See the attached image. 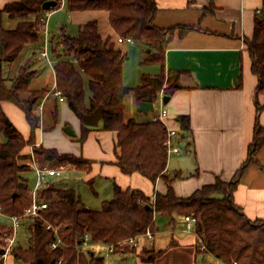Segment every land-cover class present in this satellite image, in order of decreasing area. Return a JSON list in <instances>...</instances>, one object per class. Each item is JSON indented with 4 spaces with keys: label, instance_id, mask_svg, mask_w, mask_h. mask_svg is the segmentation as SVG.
Segmentation results:
<instances>
[{
    "label": "trees",
    "instance_id": "16d2710c",
    "mask_svg": "<svg viewBox=\"0 0 264 264\" xmlns=\"http://www.w3.org/2000/svg\"><path fill=\"white\" fill-rule=\"evenodd\" d=\"M51 0H7L0 10V208L6 217L23 216L34 202V187L28 184L24 174L33 170L25 163L23 151L27 146L34 149V159L40 168L67 166L89 172L92 162L72 154H61L55 148L37 146L36 131L40 128L35 109L47 93L46 88L31 90L34 72L20 67L19 75L11 88L4 78V66L15 62L31 44L42 39L45 27V11L42 5ZM62 7V0H53ZM71 12L104 11L116 36L132 38L152 50L148 60L161 65V73L143 76L142 83L129 88L124 83V64L127 54L117 48L111 38H103L97 21L87 23L77 37L64 34L62 54L57 56L54 68L56 87L62 92L70 110L82 121L84 143L91 127L83 123V115L93 113L104 105L100 128L117 132V148L120 153L117 165L125 175L140 173L152 182L163 179L168 190L157 193L155 200L140 190L123 191L114 185L112 200L104 201L100 210L81 209L82 198L74 189H57L49 186L37 190V202L47 204L39 216L30 218L29 247H15L12 256L23 264H104L103 255L93 251L100 244L118 245L120 242L142 235L148 230L156 233L158 217L168 219L167 228H177L187 216L198 219L195 227L205 252L216 256L226 264H264V220L253 221L236 205L233 193L246 167L255 162L258 151L264 146V127L256 125L248 158L234 179L206 185L190 197H178L173 184L183 179L181 172H167V131L160 121L140 123L126 119V98L135 93L138 103H156L160 95L172 96L178 89L173 74L171 84L166 73L164 50L173 30L160 29L155 25L158 8L155 0H67ZM51 11V12H52ZM21 19L14 29L4 28V14ZM33 17V18H32ZM182 34L190 28H182ZM52 44V41H51ZM253 59V72L259 78L258 93L264 96V0L255 17V30L248 40ZM52 54L56 49L52 48ZM11 102L20 108L30 126V136L25 138L3 109L2 103ZM37 105V106H36ZM259 111L264 105L259 104ZM58 106L54 112L56 119ZM185 139L191 136V119L179 117ZM189 146V144L187 145ZM50 227V228H49ZM90 235V248H83L86 234ZM13 236V228L7 221H0V256L7 246L5 237ZM61 240L63 245L52 249ZM173 246V243L171 244ZM125 252L135 249L126 247ZM161 253V252H159ZM143 251V261L151 262L159 254ZM151 256V258H150ZM60 262V263H59Z\"/></svg>",
    "mask_w": 264,
    "mask_h": 264
},
{
    "label": "crops",
    "instance_id": "0c3cea01",
    "mask_svg": "<svg viewBox=\"0 0 264 264\" xmlns=\"http://www.w3.org/2000/svg\"><path fill=\"white\" fill-rule=\"evenodd\" d=\"M155 2L158 8L155 25L160 29L173 30V36L164 50L166 73L180 74L176 84L178 89L166 108L169 111V124L181 133L182 151L169 156L167 172H181L183 179L175 181L173 187L178 197L186 198L202 187L216 183L218 179L232 181L248 158L256 125L264 127V110L259 111L258 108L259 104L264 105V96L258 93L259 78L253 72V59L248 49V40L254 35L255 17L262 8L263 0ZM182 28L190 30L182 34ZM51 41L53 44V39ZM28 62L29 67L34 64L32 60L28 59ZM36 76L34 73L33 77ZM55 86L56 79L52 90ZM51 95L43 104L46 115L53 117L57 105L52 103L49 107ZM56 102L65 104L71 112H68V116L75 135L70 137L80 138L83 133L82 121L70 110L66 101L61 102L57 97ZM157 105L160 110V98L154 103L153 112ZM9 113L12 115L6 114L14 125L28 138L31 130L24 112L25 122L12 106H9ZM151 113L145 114V117L148 118ZM158 114L159 111L155 112L150 121ZM182 115L191 119L192 133L186 139L183 138L179 122ZM39 119L42 117L39 116ZM100 125L90 128L84 143L78 139L73 143L69 141L74 144L71 147L61 146L52 136V131L47 133L40 127L37 146L55 148L61 154L90 160L92 169L87 171V176L94 177L93 180L101 178L108 181L113 192L114 185H118L123 191L140 190L152 200H155L157 193L166 194L168 186L163 179L154 183L140 173L125 175L122 172L117 165L120 153L117 132L104 131ZM60 141L66 142L65 138ZM255 160L246 167L233 193L236 205L253 221L264 220V146ZM93 183L96 184L95 181ZM157 221L158 230L152 240L143 238L140 248L135 251L104 256V264H226L199 249L201 242L196 230L189 229L186 221L175 229L166 227V218L158 217ZM17 240L16 237L15 244ZM99 247L104 249L103 246ZM144 250L161 253L154 261L146 262L141 257ZM7 260L8 264H13L12 254L6 260L0 256V264H7Z\"/></svg>",
    "mask_w": 264,
    "mask_h": 264
},
{
    "label": "rangeland",
    "instance_id": "374dc122",
    "mask_svg": "<svg viewBox=\"0 0 264 264\" xmlns=\"http://www.w3.org/2000/svg\"><path fill=\"white\" fill-rule=\"evenodd\" d=\"M2 1L4 0H0V10L5 7V3H2ZM45 20L47 23V37L49 41L48 46L50 50L49 59L50 61H52L53 65L50 64L47 59L41 57V53L46 47V32L45 27H43L42 39L38 43L31 44L29 47H27L21 57L18 58L15 62L10 65L4 66V78L6 79L8 87L11 88L15 79L19 75L20 67L25 66L27 71H32L37 74L35 78H32L31 89L38 90L46 88L47 90V93L39 101V103L37 104L38 107L35 109V114L41 116L43 119V122L42 119L40 120V127H43L47 133L52 131V136L57 142L60 143L61 146L67 145V147H71L74 145L71 143H73L76 139L79 140V138L70 137L65 133V123L67 124V126H72V122L70 121V118L68 116V112L70 111H68L67 107H65V104L56 102L57 97L54 94L51 95V103H49V107H51L52 103H55L54 105L58 106V113L56 119L54 118V116L52 117L50 115H46L47 111H44L45 105L43 104L45 103L46 97L51 93H49V91L52 90L55 81V60H57V56L59 54H62L64 51V47L61 44L63 39L62 36L64 34L70 37H77L82 27H84L89 22L97 21L99 25V32L103 36V38H111V40L115 43V46L123 50V52L127 54L126 62L124 64V83L129 88H136L140 86L142 83L143 76H154L160 74L161 65L156 62H151V60H148V57L150 55H155L157 51L152 50L151 52V49L148 48L146 44L142 42H136L133 45L118 43V36L116 37L115 32L110 27L108 22V15L104 11L71 12L69 11L68 7L66 6V3L64 2L60 9L52 12H45ZM20 21L21 19L13 20L9 18L6 13L4 14L3 25L6 29L16 28ZM51 35H54V37L51 38ZM51 39H53L54 41L53 44H51ZM52 48L56 49V54H52ZM28 59L34 62V64L30 67L28 64ZM168 77H171V84L174 83L175 78L172 76V74ZM125 104L126 119H134L140 123L150 121L153 118V114L159 111V106L157 105L156 111L152 112L148 118L145 117V113H141L139 111L140 106H138L137 96L133 92L127 96ZM41 105L43 106L40 111L39 106ZM9 106H12L16 110L17 114L19 113L21 115V118L25 122L23 111L14 104L10 102H5L3 104L5 112L8 115L11 114L9 113ZM39 129L36 131L37 138L41 134V131ZM59 134L61 135V137L59 136ZM64 138L66 142L60 141V139ZM30 148H32V151ZM33 149L34 148L31 146H27L23 151V158L27 160L25 161V159H23L24 162H27L28 164L33 166L32 171L24 174L25 178H27L28 184L31 187H34L36 185L38 179L37 173L34 169V164H32L34 159ZM93 179L92 177L90 178L89 176H87V172L85 171H80L68 167L67 171L63 174L62 177H48L44 181V185L42 187L49 186L57 189H74L80 194L82 198L81 209L97 211L101 209L102 203L104 201L112 200L114 192L111 188V184L108 181L101 178H97L95 180ZM93 181H95L96 184H94ZM6 221L7 224L10 225V221L8 219ZM159 225L162 224L160 223ZM17 239L18 240L17 243L14 245V248L22 247L26 249L29 247L30 231L28 222L23 223L22 227L17 231ZM93 251L96 252V254L103 256L105 253V249H102L99 246H93ZM123 253H125V251ZM13 264L23 263L14 259Z\"/></svg>",
    "mask_w": 264,
    "mask_h": 264
},
{
    "label": "built area",
    "instance_id": "2783aa9c",
    "mask_svg": "<svg viewBox=\"0 0 264 264\" xmlns=\"http://www.w3.org/2000/svg\"><path fill=\"white\" fill-rule=\"evenodd\" d=\"M66 2V0H62V4ZM45 22V32H46V47L41 53V57L44 59H47L50 64H52V61H50V50H49V41H48V32H47V23L46 20L43 19ZM118 43L120 44H128V45H133L136 43V41L132 38H123V37H118L117 39ZM50 94H54L56 97L59 98L61 102H65V98L62 95V92L57 89L55 86L54 89ZM48 97V96H47ZM46 97V99H47ZM163 97L164 94H161L160 97V103H161V108L159 110V114L154 118L155 121H160L166 128L167 131V139H166V146L168 150V156L171 154L175 153H180L182 151V146L180 145L181 139V133L173 129V127L169 124V111L166 108V106L163 104ZM45 99V100H46ZM43 105L39 106V110L41 111ZM34 169L37 173V182L34 187V202L31 208H29L26 213L23 216H12L8 217L7 219L10 221V225L13 228V236L11 237H5L4 240L7 242V246L4 248L5 252L2 255V257L6 260L9 254L12 253V250L14 248L15 242H16V237H17V231L22 227L23 223L28 222L30 218H35L39 216V212L42 209L47 208V204H40L37 202V190L41 188L44 185V181L48 177H61L64 171L66 170V166L58 167V168H40L37 163L34 160ZM0 218L6 219L2 215L1 208H0ZM185 221L188 224L189 229H195L198 219L194 216H187L185 218ZM50 228V227H49ZM154 237V233L151 230H148L146 233L132 237L129 239H126L122 242H120L117 246L116 245H108V244H100L97 246H103L105 249L104 256L109 257L115 253H123L126 247L138 249L141 246V240L143 238H148L149 240H152ZM63 243L59 239L57 242L52 244V249L58 248V246H62ZM83 248H90L92 245L90 243V235L87 233L83 239L82 242ZM202 250H205L204 244L201 246ZM60 263V262H59Z\"/></svg>",
    "mask_w": 264,
    "mask_h": 264
},
{
    "label": "water",
    "instance_id": "95a60500",
    "mask_svg": "<svg viewBox=\"0 0 264 264\" xmlns=\"http://www.w3.org/2000/svg\"><path fill=\"white\" fill-rule=\"evenodd\" d=\"M57 6H58V3L56 1L51 0V1L44 2L43 5H42V9L45 12H51ZM170 100H171L170 96H164L163 97V104L165 106L168 105ZM105 109H106L105 106L101 105L93 113L88 114V115H83V117H82L83 123L86 126H88V127H98L100 125V123H101L102 116L104 114ZM154 109L155 108H154V104L153 103H150V102H142V103H140V108H139L140 112L148 114L149 112H153ZM65 132L69 136H74L75 135L73 129L70 126H67L65 128ZM183 138H185V135H183ZM5 221H6L5 219L2 220V222H5ZM51 264H56V262L53 261Z\"/></svg>",
    "mask_w": 264,
    "mask_h": 264
}]
</instances>
